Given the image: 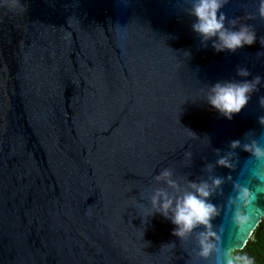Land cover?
<instances>
[{
  "label": "water",
  "instance_id": "95a60500",
  "mask_svg": "<svg viewBox=\"0 0 264 264\" xmlns=\"http://www.w3.org/2000/svg\"><path fill=\"white\" fill-rule=\"evenodd\" d=\"M186 3L0 0V264H186L178 241L160 248L176 240L169 221L141 223L140 194L165 187L152 179L163 168L182 184L207 178L214 150L249 130L264 141V85L231 121L189 99L216 81H264V48L201 46ZM256 7L229 0L222 11L234 18ZM245 22L264 37V20ZM237 151L234 178L248 158ZM230 195L226 181L212 202ZM222 222L227 238V213L214 221Z\"/></svg>",
  "mask_w": 264,
  "mask_h": 264
},
{
  "label": "clouds",
  "instance_id": "9594fccd",
  "mask_svg": "<svg viewBox=\"0 0 264 264\" xmlns=\"http://www.w3.org/2000/svg\"><path fill=\"white\" fill-rule=\"evenodd\" d=\"M228 3L229 0H187L183 6L186 14L194 18L191 29L199 37L201 46L210 45L215 52L231 53L257 42L264 48V37L258 38L253 25L245 22L257 17L264 20V0H256L255 14L245 13L234 18H228L222 11ZM184 55L190 56V52L185 51ZM257 56H264V53L257 52ZM236 74L245 78L250 75L248 69L241 67ZM262 85L264 81L259 75L251 79L216 81L202 89L201 95L189 99L193 103L203 100L219 116L231 121ZM258 103L264 108V96L258 98ZM257 120L264 128V115ZM186 129L190 139L210 144L207 134L201 137ZM237 150L247 153L248 158L234 178L231 173L240 165ZM214 151L217 159L215 164L205 165L209 173L205 179L182 184L173 178L171 168L161 169L152 179L157 184L163 182L165 187L140 194L136 201L138 215L145 225L157 215L173 225L171 235L176 240L161 244L160 248L170 251L176 248L178 241L187 254L186 264H256L254 257L241 253L255 228L264 222V207L259 205V199L264 197V141L254 130H249L243 140H231L223 153L220 149ZM192 155L190 151L185 152L186 163H191ZM215 167L226 168L229 172L224 177L213 176ZM226 181L234 195L228 196L226 203L219 206L212 198ZM145 200L147 203H143ZM222 212L227 213L231 225L227 238L225 223H214Z\"/></svg>",
  "mask_w": 264,
  "mask_h": 264
},
{
  "label": "flooded vegetation",
  "instance_id": "af4514ba",
  "mask_svg": "<svg viewBox=\"0 0 264 264\" xmlns=\"http://www.w3.org/2000/svg\"><path fill=\"white\" fill-rule=\"evenodd\" d=\"M256 259V264H264V222H260L249 238L243 253Z\"/></svg>",
  "mask_w": 264,
  "mask_h": 264
}]
</instances>
